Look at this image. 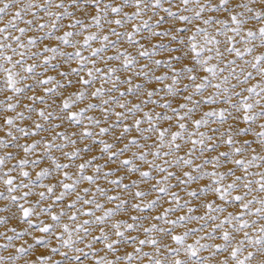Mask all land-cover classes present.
<instances>
[{
  "label": "snow or ice",
  "instance_id": "6c2138e0",
  "mask_svg": "<svg viewBox=\"0 0 264 264\" xmlns=\"http://www.w3.org/2000/svg\"><path fill=\"white\" fill-rule=\"evenodd\" d=\"M0 93V264H264V0H0Z\"/></svg>",
  "mask_w": 264,
  "mask_h": 264
},
{
  "label": "rangeland",
  "instance_id": "374dc122",
  "mask_svg": "<svg viewBox=\"0 0 264 264\" xmlns=\"http://www.w3.org/2000/svg\"><path fill=\"white\" fill-rule=\"evenodd\" d=\"M42 15V14H41ZM5 19H7V17H5ZM23 26V25H21ZM164 27H167V25H165ZM157 41H159L161 38L157 37L155 38ZM168 54L167 53H164V52H160L157 54V58H160V57H166ZM141 63H143V61H141ZM179 67V65H177ZM164 71V69L161 67L160 69H157V74H159L160 72ZM254 82V81H252ZM7 93H0V99H3L4 98V95H6ZM39 94V92L37 93ZM26 102V101H25ZM37 107H40V105L38 104ZM207 107V106H205ZM219 107V106H218ZM119 110V109H117ZM157 111H159V109H157ZM240 126H243V124L241 123ZM0 135H3L2 132H0ZM105 139H110V137H105ZM9 151H11V149H8ZM3 149H0V155L3 154ZM102 162V161H101ZM109 167H115L114 165H109ZM33 175H34V172H33ZM114 175H119V173H115ZM131 178H135V177H131ZM124 182H128V178L125 179ZM103 186H107L106 184H104ZM181 195L183 196L184 194L181 193ZM72 197H68L67 199H71ZM4 206V202L3 201H0V207H3ZM110 206V205H109ZM198 211H202V210H198ZM4 213L0 212V215H3ZM148 213L146 212L145 215H147ZM0 230H3L2 228H0ZM81 247H83V245H80ZM96 247H100V245H96ZM151 249L148 247V246H145V251H150ZM85 251H87V249H85ZM0 254H6V253H3L2 250H0ZM72 253L69 251V255H71ZM60 257L57 255V256H54L53 259H59ZM146 259V258H145ZM64 264H68V261L65 260L64 261ZM84 264H89V261H85Z\"/></svg>",
  "mask_w": 264,
  "mask_h": 264
}]
</instances>
